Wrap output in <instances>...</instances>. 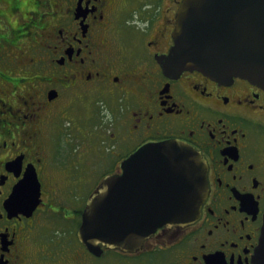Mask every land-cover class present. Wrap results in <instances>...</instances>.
I'll list each match as a JSON object with an SVG mask.
<instances>
[{"label": "flooded vegetation", "instance_id": "obj_1", "mask_svg": "<svg viewBox=\"0 0 264 264\" xmlns=\"http://www.w3.org/2000/svg\"><path fill=\"white\" fill-rule=\"evenodd\" d=\"M181 2L0 0V264H260L264 85L165 70L160 58L175 44ZM98 99L110 101L97 141L106 156L120 142L132 146L101 180L146 143L186 141L207 164L208 193L195 221L159 227L134 250L101 243L94 253L81 241L97 186L88 193L74 131L83 133L86 116L97 127ZM55 133L77 147L56 150ZM31 169L40 183L32 210L25 202L34 191L14 192Z\"/></svg>", "mask_w": 264, "mask_h": 264}, {"label": "water", "instance_id": "obj_2", "mask_svg": "<svg viewBox=\"0 0 264 264\" xmlns=\"http://www.w3.org/2000/svg\"><path fill=\"white\" fill-rule=\"evenodd\" d=\"M176 17L175 46L160 58L166 71L198 69L216 79L240 76L264 85V0H183ZM206 166L202 153L180 139L142 145L90 195L79 238L94 253L101 243L134 250L159 227L195 221L208 193ZM27 189L34 191L25 202L32 210L40 202L35 169L15 196Z\"/></svg>", "mask_w": 264, "mask_h": 264}, {"label": "rangeland", "instance_id": "obj_3", "mask_svg": "<svg viewBox=\"0 0 264 264\" xmlns=\"http://www.w3.org/2000/svg\"><path fill=\"white\" fill-rule=\"evenodd\" d=\"M69 97L73 98V100L77 102V105L74 108L75 111L77 113H83V115H86V113L84 114L82 109L78 106L82 102L76 99V94L71 93ZM104 98H106L105 95H104ZM92 111L96 115V118H98L95 121V124H97V127L92 128L93 122H90V120L92 119L90 116L84 117L85 120L82 121L83 123L82 129H84L83 133L88 134L87 135L88 143L87 142L85 144L83 143L84 138H85L84 137L85 135H83V133L74 131V134L81 135L82 140H83L82 145H80L78 148L83 147L82 150L85 149V151L83 152L82 159L80 157V161H81V164L86 168V175H87L86 185H87L88 193H90V191H92L97 186V184L100 182L104 171L106 172V169H110V168L113 169L120 162L122 157L125 156L132 149V146L129 143L120 142L117 148L115 149V151L114 152L111 151L110 158L107 157L105 154L106 144L105 145L103 144L102 146L101 144H98L97 141L100 140V136L98 133H100V130H102L101 127L108 128L109 123H110V117H111L110 101H108L107 103L106 100H103V101L100 99L95 100V103L92 104L91 113ZM89 122H90V125L86 126L85 124L88 125ZM55 137H56L55 144L57 143L56 150L60 149L64 155L67 153L66 147H69L68 146L69 143L72 142L74 145L73 146L74 148L77 147L76 142L77 144L79 143V141L73 140L72 136H69L66 134L65 135L60 134L57 136V133H55ZM108 138L110 137L108 136Z\"/></svg>", "mask_w": 264, "mask_h": 264}]
</instances>
